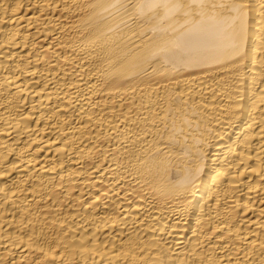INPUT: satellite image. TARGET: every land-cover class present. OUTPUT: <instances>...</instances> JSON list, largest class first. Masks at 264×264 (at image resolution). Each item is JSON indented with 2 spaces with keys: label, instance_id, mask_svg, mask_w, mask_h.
<instances>
[{
  "label": "bare ground",
  "instance_id": "1",
  "mask_svg": "<svg viewBox=\"0 0 264 264\" xmlns=\"http://www.w3.org/2000/svg\"><path fill=\"white\" fill-rule=\"evenodd\" d=\"M0 264H264V0H0Z\"/></svg>",
  "mask_w": 264,
  "mask_h": 264
}]
</instances>
